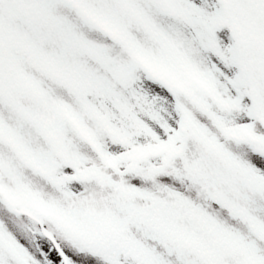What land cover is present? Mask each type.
<instances>
[{
    "label": "snow or ice",
    "instance_id": "snow-or-ice-1",
    "mask_svg": "<svg viewBox=\"0 0 264 264\" xmlns=\"http://www.w3.org/2000/svg\"><path fill=\"white\" fill-rule=\"evenodd\" d=\"M0 264H264V0H0Z\"/></svg>",
    "mask_w": 264,
    "mask_h": 264
}]
</instances>
